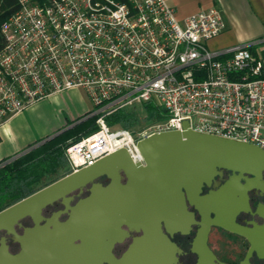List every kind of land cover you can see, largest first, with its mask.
Listing matches in <instances>:
<instances>
[{
  "label": "built area",
  "instance_id": "obj_1",
  "mask_svg": "<svg viewBox=\"0 0 264 264\" xmlns=\"http://www.w3.org/2000/svg\"><path fill=\"white\" fill-rule=\"evenodd\" d=\"M16 1L0 24V123L49 94L81 89L96 129L65 147L66 174L119 148L141 162L136 140L179 131L183 121L264 152V37L208 50L223 29L213 7L177 21L164 0ZM143 105L158 118L136 132L106 126L105 116Z\"/></svg>",
  "mask_w": 264,
  "mask_h": 264
},
{
  "label": "water",
  "instance_id": "obj_2",
  "mask_svg": "<svg viewBox=\"0 0 264 264\" xmlns=\"http://www.w3.org/2000/svg\"><path fill=\"white\" fill-rule=\"evenodd\" d=\"M135 148L141 162H133L125 149H116L1 209L0 230L14 235L21 248L11 256L0 238V264H65L67 259L77 261L84 254L93 256L95 264H109L112 244L126 234L121 226L127 231L140 230L143 237L132 240L119 264H151L142 254L135 256L146 250L143 244L151 235L159 237L160 264H169L174 261L173 248L161 228L169 234L187 232L192 212L199 217L190 247L196 255L195 264H214L215 258L205 246L209 226L246 239L248 248L237 264H249L252 253L264 262V207L257 205L254 210L259 224L244 228L234 223L235 215L247 210L245 191L258 187L264 170L260 148L192 131L186 121L179 131L156 132L136 140ZM221 169L237 174L230 175L219 189L199 195L200 187L214 182ZM98 178L107 183L101 185ZM82 190L86 196L69 206ZM56 201L67 219L38 225L41 208ZM23 217L31 218L33 228H24L16 236L12 226Z\"/></svg>",
  "mask_w": 264,
  "mask_h": 264
},
{
  "label": "crops",
  "instance_id": "obj_3",
  "mask_svg": "<svg viewBox=\"0 0 264 264\" xmlns=\"http://www.w3.org/2000/svg\"><path fill=\"white\" fill-rule=\"evenodd\" d=\"M164 1L172 7L177 21L211 7L219 11L223 29L206 42L210 51H222L233 45L264 37V0ZM89 109L90 104L85 94L78 88L52 93L31 103L0 123V159L14 156L29 145L67 127L70 121Z\"/></svg>",
  "mask_w": 264,
  "mask_h": 264
},
{
  "label": "flooded vegetation",
  "instance_id": "obj_4",
  "mask_svg": "<svg viewBox=\"0 0 264 264\" xmlns=\"http://www.w3.org/2000/svg\"><path fill=\"white\" fill-rule=\"evenodd\" d=\"M237 173L230 172L227 170H218V175L215 176L214 182H212L209 186H201L199 195L206 193L207 191H215L219 189L226 181V179L230 175H236ZM246 178H250L249 175H242ZM98 181L101 185H105L107 181L104 178H98ZM124 179H120V183H123ZM239 184L242 185L243 182L239 180ZM86 196V191L82 190V192L72 198L68 202L69 206L74 205L76 201L82 199ZM246 202H247V210L239 211L234 217V223L238 226L249 228L251 223L259 224L261 222L260 218L254 214V210L257 205H261L264 207V170L260 173L259 184L257 188H249L245 191ZM63 206L58 202H53L50 205H46L41 208L39 212L40 219L38 220V225H42L45 221H49L54 219L58 223H62L67 219L66 212L62 213ZM188 210L191 209L188 207ZM192 221L189 225L187 232H178L174 231L170 234L165 232L163 228H161V233L166 238L168 244L172 246V254L174 256V261L169 264H195L196 263V255L190 251L191 243L194 238L196 229L198 225L196 223L199 222V217L192 212ZM33 228V222L30 217H23L18 220L16 224L12 226L14 234L16 236H20L22 230ZM125 231V235L120 238V240L115 241L110 249V254L112 260L109 264H119L121 262L122 256L127 250L128 246L131 244L133 239L142 238L143 234L139 231H127L123 226L120 227ZM0 238L3 239V244L6 247V252L11 255H17L20 251V245L14 239V235L5 233V231L0 230ZM74 244H78L77 241H74ZM32 247V245H28ZM143 246L146 250L144 252H138L139 254H135V256H143L145 257V261L155 264L156 262L160 264L159 257V237L156 235H151L145 240ZM205 246L212 253L215 258L214 264H218L217 262H221L224 264H237L244 256L247 248L248 242L243 237L228 232L218 226H209L208 232L206 235ZM86 247V246H85ZM89 249L91 246L88 247ZM157 256V259H156ZM65 261V259L63 260ZM95 260L91 255L84 254L77 261L70 258L67 259L65 264H95ZM249 264H264L262 260L257 259L252 253L248 258ZM59 264H64V262H60ZM107 264V263H103Z\"/></svg>",
  "mask_w": 264,
  "mask_h": 264
},
{
  "label": "trees",
  "instance_id": "obj_5",
  "mask_svg": "<svg viewBox=\"0 0 264 264\" xmlns=\"http://www.w3.org/2000/svg\"><path fill=\"white\" fill-rule=\"evenodd\" d=\"M33 1L44 4L47 0ZM16 8V0H0V24ZM2 46L3 38L0 34V50ZM142 110L145 123L158 118L153 108L143 105ZM87 114L88 112L70 121L67 124L70 125L68 128L59 130L36 146L29 145L23 150L24 152L0 159V210L60 178L56 175L64 169L66 164L65 147L96 129L94 116ZM104 122L109 129L124 128L134 133L137 128L133 132L132 129L139 120L135 109H119L105 116Z\"/></svg>",
  "mask_w": 264,
  "mask_h": 264
},
{
  "label": "rangeland",
  "instance_id": "obj_6",
  "mask_svg": "<svg viewBox=\"0 0 264 264\" xmlns=\"http://www.w3.org/2000/svg\"><path fill=\"white\" fill-rule=\"evenodd\" d=\"M135 110H136V114H137V118H138V120H139V123H138V124L132 129V132L135 131L136 128L138 129V128H140L141 126H143L144 123H145L144 120L141 119V118L143 117V115H144L143 110H142V106H138V107H136ZM146 123H148V122H146ZM94 124H95V123H94ZM95 126H96V125H95ZM66 171H67V164H65V167H64L63 170L57 172V175H56V176H57V177H62L63 175L66 174Z\"/></svg>",
  "mask_w": 264,
  "mask_h": 264
}]
</instances>
